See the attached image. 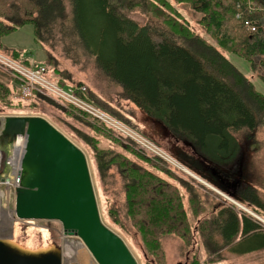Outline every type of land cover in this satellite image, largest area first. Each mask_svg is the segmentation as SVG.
Segmentation results:
<instances>
[{
  "label": "trees",
  "instance_id": "1",
  "mask_svg": "<svg viewBox=\"0 0 264 264\" xmlns=\"http://www.w3.org/2000/svg\"><path fill=\"white\" fill-rule=\"evenodd\" d=\"M21 1L28 6L27 10H23V6L21 8V12L27 17L0 13L2 51L21 60L19 51L8 49L1 40L5 34L27 23L34 25L36 39L44 46L54 39L52 35L60 29L56 35H62L63 40L70 41L78 50L79 57L93 58L102 75L122 88L124 98L143 111L149 119L161 122L173 136L188 142L214 164L227 168L234 160L240 159L242 162L244 158L241 150L244 145L237 136L239 132L247 134L244 143L254 150L255 135L264 126V93L257 90L255 78L241 71L229 55L194 34L171 14L173 11L180 18L186 19L176 4H190L193 10L209 17L210 25L218 33L226 27V18L230 16L241 30V35L237 37L239 44L248 53L246 58L241 57L255 72L258 57L264 58V26L258 25V30L251 32L244 21L237 18L238 4L245 3V0H235L229 16L223 12L224 6L219 2L222 0ZM262 5L264 6V2ZM149 6L151 7L148 9ZM138 8L153 13L159 18L158 22L141 25L130 17V13ZM250 56H256L257 60L252 61ZM23 62L29 65L27 61ZM41 64L50 71L52 80L60 86L77 88L86 85L87 92L81 93L85 99L118 119L124 116L121 110L112 111L99 96L96 97L97 94L86 83L72 79L61 80L55 75V67L54 73L47 61ZM259 78L264 82L263 78ZM15 89L16 85L0 80V100L9 96L14 98ZM39 98L47 97L41 95ZM39 98L31 101H17L14 98L12 102L13 105L22 104L34 108L40 106ZM61 110L76 118L88 120L108 135L137 145L134 140L122 136L96 119L80 115L72 109ZM125 119L130 126L147 135L142 124L133 115L126 116ZM85 140L97 153V168L101 177L109 175L115 178L114 175L120 174L124 179L127 209L117 215L133 220L149 250L162 256L164 251L160 237L168 234L181 235L185 241L194 239L181 188L129 158L122 160L121 152L116 148H99L93 137H86ZM240 163L235 164V170L240 167ZM114 168L118 172L110 173ZM224 174L231 177L229 173ZM212 177L215 176L212 174ZM176 179L186 188L184 189L191 202H194L198 194H193V189L186 182ZM217 180L221 183L218 177ZM116 181L117 179L112 183ZM233 195L237 194L233 192ZM239 198L255 202L256 207L264 210V200L259 192L248 193L246 190V195L239 194ZM140 205L147 206L148 214L155 221L163 223H157V227H154L142 215ZM217 210L213 211V215L199 219L196 229L209 256L220 255L219 252L225 250L245 255L264 249V226L258 220L244 212H237L230 206L220 204ZM257 211L256 209L255 213L260 215ZM115 224L123 229L127 228L125 221ZM146 232L153 238L146 235Z\"/></svg>",
  "mask_w": 264,
  "mask_h": 264
},
{
  "label": "rangeland",
  "instance_id": "2",
  "mask_svg": "<svg viewBox=\"0 0 264 264\" xmlns=\"http://www.w3.org/2000/svg\"><path fill=\"white\" fill-rule=\"evenodd\" d=\"M222 1L219 2L220 5L224 6L223 12L229 16L231 13L230 9L235 0ZM189 5L176 4L186 19L180 18L173 11H171V14L183 25L188 26L194 34H198L207 42L209 41L211 42L210 44L219 48L224 54L229 55L241 71L255 78L257 90L264 93V82L259 78L264 79V58L258 57V61L255 64L257 71H255L256 73L253 72L249 63L243 59V57H247L248 53L239 44L237 37L241 35V30L234 20L230 16L227 17L226 27H223L221 32L218 33L217 29L210 25L208 21L209 17H204L203 13L196 12ZM22 6L23 10H27V4L21 0H0V13L9 14L10 16L19 15L27 17L21 12ZM130 17L138 21L141 25L149 23L155 24L159 20L153 13H147V11L141 8L131 12ZM7 23L11 24L10 22ZM59 32L60 29L56 30V33L52 35L54 39L50 40L44 46L36 39L34 25L27 23L5 34L1 42L8 49L18 50L20 59L27 61L28 66H34L36 64L42 65L41 63L47 61L51 65L52 70L53 67L56 68L57 74L53 71L59 79H72L73 81L86 83L97 94L96 97L99 96L102 102L108 105L112 111L121 110L124 113L123 117L118 116L122 118V121L124 119V122L126 121L125 123H127L126 116L131 117L133 115L135 120L142 124L143 131L147 135L140 132L162 148L171 157V161L166 162L153 154L148 156V153L141 150L139 146L133 145V143L127 140H121L116 136L108 135L97 128V126L90 124L88 120L76 118L68 113L62 112L61 109L63 107L52 99H42L39 98L40 96H37L40 99V106L31 108L22 104L13 105L14 102L12 100L14 101L15 98L19 101V99L18 97L13 98L9 96L5 100H0V117L8 115L43 116L85 152L102 219L108 227L124 239L139 264H194L195 262H198L197 264H264V249L245 255H237L225 250L219 252L220 255L209 256L201 237L199 234H196L198 220L213 215V211L215 210L217 212V206L220 204L222 206H230L237 212H244L252 218L255 217L251 214V211L255 213L257 209V212L264 218V210L256 206H251L239 198V194L246 195L247 190L248 193L259 192L261 198L264 200V164H256V159L259 155L264 158V126H261L257 135H255L253 141L255 143L254 150L248 148V145L244 143L247 134L245 132L237 133L238 138L244 145L241 150V155L244 159L242 162L240 159L238 161L234 160L235 162L229 165V167L222 168L220 164H214L199 151H196L188 142H184V140L177 139L173 136L161 122L149 119L143 111H140L139 108L122 96L123 90L121 87L112 83L102 75L100 70L97 69L93 58L86 56L84 58L79 57L78 50L71 45L70 41L63 40L62 35H56ZM45 49L48 50V53ZM227 52H230V54ZM233 53L237 56L232 55ZM250 59L252 61L257 60L256 56H250ZM256 75H259V77ZM0 80L8 84L12 83L9 73L2 69H0ZM135 120L133 122L138 125ZM86 137L95 138L99 148H108V150L113 147L116 148L117 151L121 152L122 160L129 158L136 164L164 178L172 185L181 188L189 217L188 224L192 226V237L195 240L190 239L185 241L181 238V235L168 234L160 237V243L164 251L162 256H158L156 252L149 250L133 220L127 217L123 219L122 215H117L118 212H125L127 209V188L123 187L124 179H122L120 174L114 175L115 178H111L109 175L104 176V178L101 177L97 168V153L85 140ZM20 150L21 147L16 145L15 155L13 156V145L3 144L0 141V154H2L0 164V190L2 192L1 203L3 206H5L3 196L10 194V185L2 183V179L6 176L12 179L13 175L10 172L14 170V167L11 166V163L15 162L14 160L20 153ZM262 162L264 163V159ZM239 163L240 167L238 166L235 170V164L239 165ZM215 170L217 172L229 173L231 176L229 180L235 186L231 188L222 186L217 180V175L214 173ZM117 172V169L114 168L110 173ZM212 174L215 177H212ZM190 175L197 177H191ZM176 178L186 182L193 189V194H198L194 202H191L189 194L187 195L185 190L186 188ZM116 179L117 181L112 183ZM207 189H209L208 192ZM230 192H234L235 195L237 194L236 197L231 196ZM139 209L142 215L146 216V220L152 222L154 227H157L155 225L157 223H163L155 221L151 217L152 215L148 214L149 208L147 206L140 205ZM4 214L6 213L4 212ZM4 217L0 214L1 237H11L21 245L33 247V240H37V244H35L36 248H41L48 244H62L60 236L62 226L59 221L35 220L34 224L14 222L10 227V225H6ZM124 221L127 228L123 229L115 224ZM260 223L264 226L263 222L260 221ZM16 225L17 230H14ZM146 235L153 238L149 232H146ZM219 257L221 258L220 260ZM79 259H75L78 261V264H84V261L88 264L86 253H81Z\"/></svg>",
  "mask_w": 264,
  "mask_h": 264
},
{
  "label": "water",
  "instance_id": "3",
  "mask_svg": "<svg viewBox=\"0 0 264 264\" xmlns=\"http://www.w3.org/2000/svg\"><path fill=\"white\" fill-rule=\"evenodd\" d=\"M18 135L27 140L17 217L61 222L65 234L86 243L88 264H139L102 219L85 152L43 116L0 117V141L11 145ZM0 264H64V256L58 244L36 248L0 236Z\"/></svg>",
  "mask_w": 264,
  "mask_h": 264
},
{
  "label": "built area",
  "instance_id": "4",
  "mask_svg": "<svg viewBox=\"0 0 264 264\" xmlns=\"http://www.w3.org/2000/svg\"><path fill=\"white\" fill-rule=\"evenodd\" d=\"M263 2L264 0H245V3L239 2L238 4L237 18L243 20L246 28L251 32L257 31L258 25L264 26V6L262 5ZM243 4L245 7L243 6ZM0 69L8 72L12 76V79L14 81L12 85H16V98L18 97V99H22L23 101H31L34 98L36 99L37 96L42 95L44 97L52 99L56 103H59L63 108H66L68 110L72 109L80 115L85 114L86 116L96 119L113 128L122 136L134 140L141 150L148 153V156L153 154L157 158H161L166 162L171 161V157H169L154 141L150 140L138 130L119 120L115 116L103 111L102 109L85 99L81 95V93L87 92L86 85H80L77 88H73L71 86H60L52 80L50 72L45 66H28L22 61L5 54L1 50ZM26 140V135L17 136L16 141L13 144V156L15 155L16 145L23 148L24 145L26 146ZM1 161L2 154H0V164ZM11 166L14 167V170H11L10 172V174L13 175L12 179L11 177L9 178L7 176L2 179V183L10 185V194L3 196L5 206H3L2 204V207L4 209V212L10 215L11 224H14V222L29 223L31 222L30 220L20 219L16 215V188L20 184L19 172L21 168H19V166L15 163H11ZM1 196L2 192L0 197ZM254 215L258 220L264 223L263 218L257 216L256 214ZM60 236L62 240L61 247L64 256V264H78L77 260L79 259V255L81 253H86L87 256L90 254V251L85 242L78 236L65 234L63 227L61 229Z\"/></svg>",
  "mask_w": 264,
  "mask_h": 264
},
{
  "label": "bare ground",
  "instance_id": "5",
  "mask_svg": "<svg viewBox=\"0 0 264 264\" xmlns=\"http://www.w3.org/2000/svg\"><path fill=\"white\" fill-rule=\"evenodd\" d=\"M21 140V139H20ZM19 140V141H20ZM19 144H20V142H19ZM24 148V149H23ZM21 147V150H20V153L18 154V156L15 158V164L16 165H18L19 166V168H21L22 167V164H23V158H24V152H25V145H24V147ZM0 195H1V192H0ZM0 214H2V216L4 217V215H5V217H4V219H5V223H6V225H10V227H11V217H10V215L7 213V214H4V211H3V207H2V203H1V197H0ZM13 228V227H12ZM14 230H17V225L15 226V229ZM15 232V231H14ZM17 232V231H16ZM27 242V241H26ZM33 242H34V247H35V244H37V240H33ZM31 243V242H30ZM49 245H51V244H48V245H45V246H43V247H41V248H45V247H48ZM37 246V245H36ZM40 246V245H39ZM79 257H80V255H79ZM87 260V259H86ZM79 261H80V259H79ZM88 261V260H87ZM84 264H86L85 263V261H84Z\"/></svg>",
  "mask_w": 264,
  "mask_h": 264
},
{
  "label": "crops",
  "instance_id": "6",
  "mask_svg": "<svg viewBox=\"0 0 264 264\" xmlns=\"http://www.w3.org/2000/svg\"><path fill=\"white\" fill-rule=\"evenodd\" d=\"M254 158L256 159V157H254ZM263 159H264L263 156L259 155V157L256 159V164H264V163L262 162ZM247 167H248V164H247ZM218 177H219V178H224V177H226V175H225L224 173H222V172L219 171ZM227 178H229V177H227ZM221 184H222V183H221ZM222 186H224V185L222 184ZM223 188H224V187H223ZM223 190H224V189H223ZM230 195H233V192H230ZM233 196H234V195H233ZM234 197H236V196H234ZM243 200H244L246 203H249L251 206H255V202L248 201L247 199H244V198H243ZM253 216H255V215L253 214Z\"/></svg>",
  "mask_w": 264,
  "mask_h": 264
},
{
  "label": "flooded vegetation",
  "instance_id": "7",
  "mask_svg": "<svg viewBox=\"0 0 264 264\" xmlns=\"http://www.w3.org/2000/svg\"><path fill=\"white\" fill-rule=\"evenodd\" d=\"M3 144H5V143H3ZM220 179V181H221V183L224 185V186H228V188L230 187H234L235 186V184H232V182H230V180H229V178H227V177H224V178H219Z\"/></svg>",
  "mask_w": 264,
  "mask_h": 264
}]
</instances>
